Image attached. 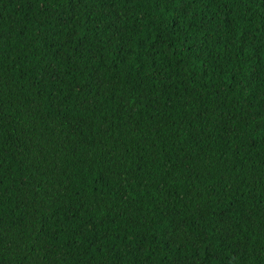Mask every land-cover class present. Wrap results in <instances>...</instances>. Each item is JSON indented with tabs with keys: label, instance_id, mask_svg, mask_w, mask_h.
Wrapping results in <instances>:
<instances>
[{
	"label": "trees",
	"instance_id": "16d2710c",
	"mask_svg": "<svg viewBox=\"0 0 264 264\" xmlns=\"http://www.w3.org/2000/svg\"><path fill=\"white\" fill-rule=\"evenodd\" d=\"M0 264H264V0H0Z\"/></svg>",
	"mask_w": 264,
	"mask_h": 264
}]
</instances>
